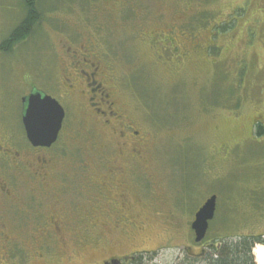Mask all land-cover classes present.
I'll list each match as a JSON object with an SVG mask.
<instances>
[{"label": "rangeland", "instance_id": "obj_1", "mask_svg": "<svg viewBox=\"0 0 264 264\" xmlns=\"http://www.w3.org/2000/svg\"><path fill=\"white\" fill-rule=\"evenodd\" d=\"M36 7L41 19L33 32L0 50V143L18 159H0V257L19 236L15 250L24 264H58L57 253L71 255L64 264H96L138 248L149 250L143 264H198L208 243L264 233V132L256 125L264 126V0H37ZM25 14L24 0H0V43ZM90 52L123 115L120 123H134L147 138V168L119 169L120 176L131 179L133 200L137 193L160 195L161 218L150 215L137 239L116 234L111 244L89 242L79 252L71 240L43 249L21 227L31 221L24 213L33 204L47 217L65 209L44 198L45 183L30 173L40 179L49 165L54 172L69 166L60 173L67 178L97 172L103 165L97 147L121 146L131 134L124 131L122 140L114 118L105 124L107 117L89 106L75 70ZM34 90L66 111L57 140L37 149L22 125L21 100ZM213 194L215 217L207 238L196 243L194 215ZM37 222L43 227L45 219Z\"/></svg>", "mask_w": 264, "mask_h": 264}, {"label": "flooded vegetation", "instance_id": "obj_2", "mask_svg": "<svg viewBox=\"0 0 264 264\" xmlns=\"http://www.w3.org/2000/svg\"><path fill=\"white\" fill-rule=\"evenodd\" d=\"M78 52L79 51L74 50L75 54ZM88 55L89 57L85 54L81 61L78 60L81 69H76L75 75L83 79V86L84 84L86 86L85 93L89 91L87 95L85 94L89 106L94 110L95 114L99 115L102 119L107 117L104 121L105 124L110 125L114 118L112 128L114 124L120 128L122 134L120 138L122 140L127 137L125 132L131 130V134L127 137L125 142L122 141L121 146L114 145L112 147V144H108L107 146L99 145L97 147L98 150H101L100 164H103L101 167H97V172L90 173L89 175L88 172H71L70 177L67 178L63 177V174V176L60 175V173L63 172L64 169H70L69 166L67 168H60L59 172H54L53 166L49 165L46 175L43 176L42 174L40 179L37 173H30L32 179L40 180L45 183L44 188L47 189V195H45L44 198L50 199L51 201L49 202L55 201V203H61L65 209L64 212L59 214L52 212L50 216L47 217L43 208H36L34 210L33 204L29 205V211L24 213L26 215L29 214L28 218L31 221H23L21 227L27 228L28 239L35 242L36 247H38V244L40 247L43 246V249H49L51 244L65 247L69 243V240H71L72 242L75 241V243H73L76 244V251L79 252L81 250L83 251V248L86 246L85 244L89 242H94L99 247L104 244H111V239L116 234L119 236V239L122 235L137 239L146 230L147 224L150 223V215L161 218L160 206L157 204L160 200V195L154 193L151 195L150 199V195L148 196L146 193L145 195L147 198L142 199L137 193L136 199L133 200L128 190L131 183L126 181V179H131L127 177L122 178L120 176L122 174L119 169L125 170V168H134L135 165L141 168H147L145 164L146 160H144L147 138H145V135L142 136V132L137 129L134 123H120L123 119V115L119 114V107L111 100L113 93L105 90V75L100 72V66L98 67L95 62L96 60L93 61L96 54L90 52ZM69 86L73 87L74 85L71 84ZM79 91L84 92V88H80ZM71 92H74V87ZM29 94L30 93L26 94V96ZM63 127L64 125L62 129ZM126 142H130L131 147ZM34 148L37 149L39 147ZM130 148L131 150L129 153L125 152ZM105 150H107V154L103 155V151ZM16 153L17 152H14V154ZM12 154L11 145H8L5 140L3 143H0V159L18 160L15 159ZM128 164L132 165L128 166ZM50 173H52L51 176H49ZM117 175L120 177L118 178ZM38 184V188L43 186L41 183ZM82 184H86L88 188H82ZM41 190L42 189H38L37 191L39 192ZM67 192L69 196L65 199V194ZM33 195L34 197L39 196L34 193ZM139 207H146L149 213H151L146 214L148 212H141V210L138 209ZM42 217L45 219L43 227L37 222V220ZM28 225L31 226L32 229H30ZM63 227H66L65 229L68 231L65 235L63 234L65 230ZM2 238H4V235H2ZM9 240L10 237H6V241H4L7 242ZM20 241L21 238L19 236H17V238H12L10 242L11 247L15 249L18 248L20 246ZM4 247L2 248L0 264H24L19 250L17 251L14 249L15 254L14 250L10 251V248L7 250L8 247L6 245ZM144 252L148 253L149 250L138 248L135 251L132 250L130 252L113 255L109 254L96 264H113V261H116V264H132L137 259L135 257H139V255L144 254ZM27 255H29V253ZM57 255L59 256L53 259L58 264H64L65 261L71 257V255L66 254L65 258L62 259L63 257H61V254L57 253ZM117 260H120V262H117ZM25 264H29V261Z\"/></svg>", "mask_w": 264, "mask_h": 264}, {"label": "water", "instance_id": "obj_3", "mask_svg": "<svg viewBox=\"0 0 264 264\" xmlns=\"http://www.w3.org/2000/svg\"><path fill=\"white\" fill-rule=\"evenodd\" d=\"M22 101V120L28 140L35 147L51 146L57 140L63 125L65 118L63 106L52 96L36 90L23 97ZM216 204L217 196L212 195L195 214L192 229L198 243L207 234L209 222L215 216ZM256 246L257 244L254 248ZM113 263L116 264L115 261Z\"/></svg>", "mask_w": 264, "mask_h": 264}, {"label": "trees", "instance_id": "obj_4", "mask_svg": "<svg viewBox=\"0 0 264 264\" xmlns=\"http://www.w3.org/2000/svg\"><path fill=\"white\" fill-rule=\"evenodd\" d=\"M36 2L37 0H24L26 14L10 35L0 43V50L9 51L33 32L35 25L41 19V11L36 7ZM256 125L258 133H263L264 126L259 122ZM263 237L264 233L237 234L222 241L208 243L209 250L202 254L204 259H201L198 264H256L253 247L256 243L264 244ZM144 254H140L139 260L132 264H143L140 263V259L145 256Z\"/></svg>", "mask_w": 264, "mask_h": 264}, {"label": "bare ground", "instance_id": "obj_5", "mask_svg": "<svg viewBox=\"0 0 264 264\" xmlns=\"http://www.w3.org/2000/svg\"><path fill=\"white\" fill-rule=\"evenodd\" d=\"M253 253L255 254L258 264H264V244H257Z\"/></svg>", "mask_w": 264, "mask_h": 264}]
</instances>
